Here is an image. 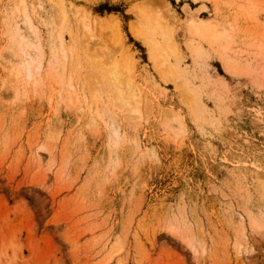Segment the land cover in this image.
I'll use <instances>...</instances> for the list:
<instances>
[{"label":"rangeland","instance_id":"1","mask_svg":"<svg viewBox=\"0 0 264 264\" xmlns=\"http://www.w3.org/2000/svg\"><path fill=\"white\" fill-rule=\"evenodd\" d=\"M164 1L0 0V264H264V0Z\"/></svg>","mask_w":264,"mask_h":264},{"label":"bare ground","instance_id":"2","mask_svg":"<svg viewBox=\"0 0 264 264\" xmlns=\"http://www.w3.org/2000/svg\"><path fill=\"white\" fill-rule=\"evenodd\" d=\"M159 1L161 3L162 2L163 3L165 2L164 0L163 1L159 0ZM177 1H180V0H177ZM165 6H167V5H164V7ZM166 8H167V10L169 9L168 7H166ZM184 9H187L188 10V7H185ZM170 12H171V10H170ZM171 14H172V12H171ZM253 16L257 18L258 17V12L255 11L253 13ZM188 21L190 23L189 26H192V28H195V29H193L194 34H196L197 36L198 35L200 36V34L202 35V33H201L202 20L199 19L196 16H193ZM216 29H218V28H216ZM213 30L215 32V27H214ZM133 32H134V35H135L134 37H136L137 39L146 41L148 44L153 43V40L150 38V36L148 37L142 31V29L140 28V26H138V25L137 26H133ZM209 34H210L209 36L212 35L211 33H209ZM223 35H224V32L222 30L219 31V33L216 31V33L214 35H212L211 36L212 38H210V39L215 40V42H218L219 39H221ZM205 37L206 36H204L203 38L205 39ZM106 62H108V61L102 59V60H99L98 63L97 62L95 63V67H97V68L100 67L102 69L104 68L102 74L99 72L101 74V77H98V74L96 75L95 73L91 72L93 74L88 73V75L86 76L87 77V80L86 81H88V83L92 86V88H93L92 90H95L96 91V93H95L96 96L98 95L97 94L98 92L106 93V92H103V91L105 90V87H108V89L110 88V90L112 89V91L114 92L115 100H113V101H115L116 104L117 103L119 104V101L118 100H120L122 102L121 105L126 104L125 105L126 107L127 106H130L131 102L129 101V98L132 96V91H133V88H134L133 87V83H132V80L133 79H132V76L130 74V70L129 69H126V72H127L128 75L122 77V76H120L121 74H120L119 70L121 71V69H119L118 64H116L114 62H110L108 64ZM97 64H99V65L97 66ZM23 72H26V75L29 78H33L34 77V74H33L32 70H31V67H28L27 69L25 68L24 71H19L16 74H14V77H15L16 81L20 78V76L23 74ZM103 74H106V75H103ZM123 78H124V80H123L124 82L120 81V79L122 80ZM123 86H124V88H123ZM95 94H93V97H94ZM94 104H95V102H94ZM97 111H98V109H97ZM97 111H96V113H97ZM133 112L134 113H140L138 109L137 110H133Z\"/></svg>","mask_w":264,"mask_h":264}]
</instances>
